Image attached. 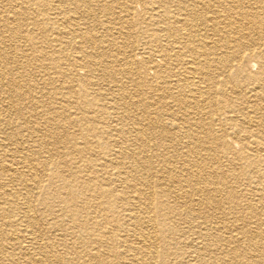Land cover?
<instances>
[{
  "label": "bare ground",
  "instance_id": "1",
  "mask_svg": "<svg viewBox=\"0 0 264 264\" xmlns=\"http://www.w3.org/2000/svg\"><path fill=\"white\" fill-rule=\"evenodd\" d=\"M90 1L0 0V253L11 264H78L76 242L49 239L64 230L62 214L68 229H80L84 264H264V211L256 209L264 184H253L260 200L252 203L238 178L255 165L237 163V149L264 154V0H144L137 19L139 0H131L126 20L147 28L122 52L130 51L123 68L115 39L96 44L82 17L68 14ZM56 22L57 43L45 53L41 33ZM109 25L96 26L115 29L122 43L133 37ZM69 45L75 52L65 56ZM89 89L100 99L81 109L86 134H61L54 116L70 117ZM58 155L65 170L46 174L44 158ZM48 190L64 205L49 202ZM24 238L36 240L24 257L3 244ZM59 243L68 256L53 254Z\"/></svg>",
  "mask_w": 264,
  "mask_h": 264
},
{
  "label": "rangeland",
  "instance_id": "2",
  "mask_svg": "<svg viewBox=\"0 0 264 264\" xmlns=\"http://www.w3.org/2000/svg\"><path fill=\"white\" fill-rule=\"evenodd\" d=\"M102 1L100 0L101 4H100V2H98V0H92V1H90L89 4L87 2V3H83L81 5H78L79 7H75L74 6L75 7L74 8V7L71 6L70 7V10L72 8L73 9L71 11H69L68 14L71 15V17L72 16H78L79 17V15L82 17L81 18L82 20L80 21L82 27L84 26L85 28H87V32H89L90 34L96 35V38H95L96 39V44H99L101 42L102 43H105L107 41H111V40H114L115 39L117 41V43L114 45V48L111 49V53H112V55H114L115 57H117L116 58V60H117L116 62L118 63L117 65L119 67H122V68L123 67H126V62H124V61H129L130 58L128 59L127 57H128V55L130 56V51H129L128 54L127 53H124L123 54L122 52L131 49V46L134 45V44H136V36L138 37L140 35L138 32L139 31H142L141 33L144 34V30L147 28V25L144 23V24H142L140 26H135L134 25L135 23L131 24V22L129 21V19L126 20V17L127 16L125 14H127L128 7L131 5V3H130L131 0H119V1L118 0H102ZM132 2H133L132 5L136 6V8L134 9L135 10V13H136V15H134V19L135 18L137 19L138 14H140L142 12V10H143L144 4H142V3H144V0H139V1H136V2L135 1H132ZM86 4H88V5H86ZM107 5H109V7ZM86 6H89L90 9L88 7H86ZM101 7H103V8H101ZM39 8L41 10H46L47 9L46 6H39ZM98 8H99V10H98ZM91 12H93V14ZM86 14L95 15L96 20H92L88 16H85ZM105 14H107V15H105ZM117 16H120V17H117ZM97 19H98L99 22L97 21ZM96 22H98V23L103 22L104 25H106V24H108V25L109 24L110 25L112 24L113 25L114 22H118V25L120 27L124 26V27H122L124 30H126V31H129L130 30V32L132 31L133 37H131V38L129 37L127 39V41H125L124 43H122L123 39L118 38L119 34H118V32L115 29L114 30H109V31H104L103 29H100L99 26H96V25H98V23H96ZM44 25H41L40 24L38 26L43 27ZM127 25H129V27ZM58 26L60 28H62L61 24H59V22H56L54 26L52 25V27H50V28L47 27L45 29V31L41 33V34H43L42 41L44 42L42 49H43V51L45 53H49L51 51L52 47H54V45L57 43L56 40H54L56 38L54 32L59 28ZM110 27H112V26H110ZM41 34H38V36H39V39L38 40L39 41H41ZM141 36H143V35H140L139 37H141ZM79 39L80 38L76 37V39H75L76 42L79 41ZM53 41L55 43H53ZM124 45L129 46V47L127 49H125L126 46H124ZM66 48L68 50L67 51H64V55L65 56L69 55L70 50L72 51V49H70L71 48V45H69ZM72 52L74 54L75 50H73ZM120 54H121V56H120ZM131 54H132V52H131ZM59 56L61 57V56H63V54L62 55H59ZM135 58H136V61L139 62L137 66L139 68H143L144 65L143 64H140L141 63V61H140V55H136ZM45 63H49V61L46 60ZM80 71L81 70H79V72ZM81 72H83V71H81ZM140 76L145 77L144 74H141ZM118 77H119L118 80H121L122 79L121 81H125L127 79L128 75L123 74L122 76L118 75ZM32 79H34V78L32 77ZM36 79H34V80H36ZM38 79H39V82H40L39 83V86L40 85H42V86L45 85L46 81H45V79H43L42 76L39 75L38 76ZM63 83H64V81H63ZM103 83H105V84L111 83L110 82V78L105 79L103 81ZM64 85L66 86L67 83L65 82ZM60 86H61V81L56 82L54 84L53 90L54 91H58V93H59L60 90H61ZM63 91H66V90L63 89ZM63 91H61V92H63ZM132 92H133V90H130V93H132ZM86 93L87 94H86L85 100H83V101H76L75 103H73V106L70 107V110L68 112V114H69L70 117H64L62 115H61L62 117H59L60 115H58V114H56L54 116L55 117V121H57L61 125L64 123L65 128L60 129V133L61 134H63V133L64 134H66V133L71 134L72 132H80L82 135H85L86 134L87 129L83 128V125H82V121L84 120L86 113L80 114L81 113V109L83 107H85V105H86V107H88V104H91L93 102V100H92L93 97H95V98L97 97L96 93L94 92V89H89ZM57 94H56V96H60V95H57ZM88 95H89V97L91 99L88 97ZM128 97L125 99L126 100L125 102H128L129 101L130 95H128ZM99 99H100L99 97L96 98V100H99ZM134 112L137 113V114H140L139 113V110L138 111L137 110L136 111L134 110L133 111V114H134ZM71 117L72 118L79 117V119L77 118L78 122H76V124H74V125L73 124L70 125L69 122H70V118ZM56 118L58 120H56ZM107 120L111 121L110 119H107ZM104 121H106V120H99L98 122H95L94 127H100L101 125H103L105 123ZM237 137L239 139H245L244 138V135H239V136L237 135L236 138ZM61 141H63V140H61ZM79 141L80 142H78V143H82L81 140H79ZM252 148H254V150H252V152H251L252 154L251 155L248 152H246V151H244L242 149H237V151L242 156H244V157H241L240 159H238L237 163L238 162L239 163H243V162L248 161L250 159V161L252 162V164L255 165V167L253 168L254 171L253 170L250 171L246 175V177L239 176L238 179L242 183L241 184V188H242V191L246 194V197L252 203H256L258 200H260V194H258L255 191L253 184L254 183H263L264 184V154L262 152L257 151L258 150V147L257 146H253ZM255 150L257 151L256 153L254 152ZM43 154H44V156H47L48 155L46 153H43ZM223 154H226V152H222V154H220L218 156L220 157ZM240 154H238V155H240ZM44 159L45 160H49V162L46 163L45 166H44V169H45V173L46 174H48V175L54 174L56 176L57 174H60L61 170H65L63 168V164H60V161L61 162H64V160H66V158H64V156L58 155L57 157H52V158H49L48 157V158H44ZM230 161H231V158H230ZM75 162H70L69 161L68 165H71V166L72 165L73 166H79L82 163L80 160H76ZM224 164H225L226 167H228V165H229L227 163V161H224ZM59 165H60V168H59ZM62 175H63V180L64 181H67V177L64 174H62ZM14 188H15L14 194H15V196H17L16 197L17 200H19L21 203L24 202V201H26L24 199H26L25 197L27 196L26 195L27 193H26V191H24L22 185L17 183L16 186H14ZM48 191H50V192L46 193V197H47V199H48L49 202H53L54 204L60 203V204L64 205L63 202H59V199H56L55 198L54 192H51V190H48ZM38 194L35 193V197L33 198V201L32 202H34V203L36 202L35 199L38 196ZM256 209L259 211V213H261L262 211H264V208L262 209L260 206H258V208H256ZM50 220H51V217L48 215V221H50ZM57 220H59L58 221L59 223H62L64 225L66 223V225L63 226V229L64 230L63 231L62 230L61 231L60 230L53 231V233L50 232L49 239L53 240L54 242H59L61 240H67L71 244H74L76 242L77 243L76 246L78 245L79 248H78L77 252H74L73 251V253H74L73 256H75V254H77V257L79 259V260L77 259L78 264H84V263H86L88 261V259H87L88 257L85 255L84 252H81V249L80 248H83V245L82 244H79V241H80V238H79L80 229H78V227L76 225H73V228L68 229L67 224H69V223L67 222V218L64 217L62 214H60L58 216V219ZM48 229H50V228H48ZM51 230H53V229H51ZM51 230H49V231H51ZM44 231H47V230H44ZM5 232H7V231H5ZM42 232H43V230H42ZM73 232H75V233H73ZM6 235L7 234L4 233V237H6ZM24 241L25 242H23L21 240L20 242H15L14 244H9L7 242H4L3 244L5 246H11V245H13V251L16 254H18L19 256L24 257V254H22V253H28V250L27 249H29V248H26V246L30 242H36V240H32L31 238H24ZM61 245H62V247H61ZM57 252L58 253H61L63 256H68V253H71V251L69 250V252H68L67 251V248L64 246V244H61V243L55 244V249L53 251V254L56 255V254H58ZM2 254H3V256H2ZM51 258L52 257L50 256V260L52 261L53 259H51ZM0 262H2V264H11V259H10L9 253H0Z\"/></svg>",
  "mask_w": 264,
  "mask_h": 264
}]
</instances>
